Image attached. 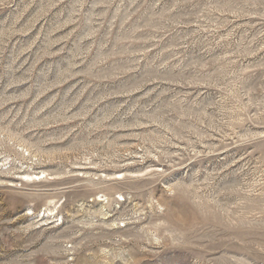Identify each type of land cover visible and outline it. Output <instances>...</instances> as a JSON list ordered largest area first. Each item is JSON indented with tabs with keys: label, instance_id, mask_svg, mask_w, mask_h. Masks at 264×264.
I'll use <instances>...</instances> for the list:
<instances>
[{
	"label": "rangeland",
	"instance_id": "374dc122",
	"mask_svg": "<svg viewBox=\"0 0 264 264\" xmlns=\"http://www.w3.org/2000/svg\"><path fill=\"white\" fill-rule=\"evenodd\" d=\"M0 264H264V0H0Z\"/></svg>",
	"mask_w": 264,
	"mask_h": 264
}]
</instances>
